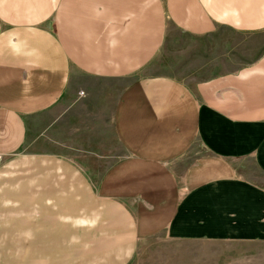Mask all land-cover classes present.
Returning <instances> with one entry per match:
<instances>
[{"label": "crops", "instance_id": "crops-1", "mask_svg": "<svg viewBox=\"0 0 264 264\" xmlns=\"http://www.w3.org/2000/svg\"><path fill=\"white\" fill-rule=\"evenodd\" d=\"M174 32L202 41L201 78L152 71ZM75 100L56 128L122 149L97 180L30 142ZM0 156L4 264H129L160 232L264 241V0H0Z\"/></svg>", "mask_w": 264, "mask_h": 264}, {"label": "rangeland", "instance_id": "rangeland-1", "mask_svg": "<svg viewBox=\"0 0 264 264\" xmlns=\"http://www.w3.org/2000/svg\"><path fill=\"white\" fill-rule=\"evenodd\" d=\"M200 51L202 41L171 33L153 60L151 69L184 82L194 81L202 77ZM76 103L77 100L64 103V108L54 106L36 119L35 129L31 128L30 142L39 141V145L44 146L46 142L52 148L42 150L68 156L91 178L97 180L108 163L122 154V149L109 127L103 133L96 134V140L90 144L93 147L88 145L89 149L84 147L85 134H71L65 129H57L55 119L63 113L69 115ZM59 112L61 114L58 116ZM65 120L70 123L69 117L63 118ZM129 264H264V241H189L173 239L160 232L140 239Z\"/></svg>", "mask_w": 264, "mask_h": 264}, {"label": "built area", "instance_id": "built-area-1", "mask_svg": "<svg viewBox=\"0 0 264 264\" xmlns=\"http://www.w3.org/2000/svg\"><path fill=\"white\" fill-rule=\"evenodd\" d=\"M80 94H83V93L81 92ZM1 161H2V158H1V156H0V163H1Z\"/></svg>", "mask_w": 264, "mask_h": 264}]
</instances>
